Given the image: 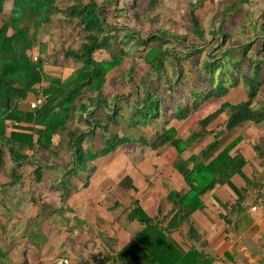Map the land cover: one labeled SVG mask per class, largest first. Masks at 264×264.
<instances>
[{
    "label": "trees",
    "instance_id": "16d2710c",
    "mask_svg": "<svg viewBox=\"0 0 264 264\" xmlns=\"http://www.w3.org/2000/svg\"><path fill=\"white\" fill-rule=\"evenodd\" d=\"M65 1L68 7L59 8V0H12L13 10L9 12L6 9L9 0H0V173L10 180L11 188L19 186L18 191L40 189L42 194L39 197L29 194L30 205L38 210L48 207L53 201L50 192L55 193L59 204L54 209L56 213L59 208L66 209L64 201L70 190L68 180L79 183L80 189H86L100 160L126 150L142 156L152 148L153 135L166 137L165 143L153 146L155 156L178 153L175 170L191 188L197 189V193L199 188L204 193L221 188L237 175L243 176L254 188L264 186V177L259 180L246 176L250 164L243 154V145L234 155H229L244 138L245 130L256 126L264 128V100L261 97L264 79L260 75L264 60L257 61L246 55V51L254 47L245 46L242 63L246 67H242L241 62L237 65V74H242L239 81L243 79L240 88L246 86L243 90L246 101L234 102L233 90L228 94L229 89L219 80L220 74L211 78L208 91L202 89L203 102L210 103L211 100L213 103L212 108L203 114L201 101L186 102L185 93L195 91V81L186 82L189 75L184 64L205 51L204 46L177 51L167 44H187L188 36L162 28H143L145 26L137 22L140 17L135 9L143 0H133L131 4L137 16L136 23L128 14V24L122 27L110 25L100 16L98 0ZM147 1L148 9L152 11L159 0ZM206 1L198 0L190 10L191 30L202 43L206 41L205 29L194 15V9L202 7ZM54 17L64 24H72L79 31L81 45L77 48L61 45L52 55L53 62L46 53L48 44L41 39L48 35L50 26L55 23ZM217 32L215 29L211 34ZM118 34L123 35L119 37ZM223 38L226 40V35ZM38 47L40 54L33 61ZM131 49H135L133 54ZM218 50L223 48L207 52L206 64L217 68L224 64V57L230 55L234 58L232 54L237 52L227 50L215 60ZM260 52V57H264V46ZM142 58L144 62L140 61ZM47 63L60 67L62 72L48 71ZM166 63L171 65V72ZM203 72L204 76L212 75L207 73L213 72V68H203ZM238 85L236 82L235 86ZM133 90L136 93L128 101L131 110L126 115L121 101L126 100ZM238 93L243 97L241 91ZM38 97L44 99L42 103L31 107L30 102ZM218 100L222 101L218 103ZM168 103L173 104L171 107L176 106V111L172 109L170 112L175 121L183 124L189 121L188 143L175 132V124L168 126V121L165 124L155 122L159 111L167 110ZM235 129L240 133L228 143ZM206 134L218 139L217 142L205 145L201 136ZM216 148L222 150L211 155L210 150ZM253 148L259 157V168L264 172V138L255 141ZM185 152L191 155L185 158ZM42 154L53 157L57 160V164L54 162L56 166L63 167L43 165ZM159 163L162 164L161 160ZM46 183L48 186L44 191ZM162 185L190 212L197 207L200 196L190 194L186 188L174 193L168 187L173 185L169 179H162ZM72 188L77 191L76 186L72 185ZM242 203V199L229 202V211L221 216L227 228L231 217L241 212ZM188 215H183L182 210L177 212L180 225ZM140 224L144 229L138 234L144 238L138 242L147 248L145 240L148 241L154 245L148 250L157 254L158 249L166 246L163 241L172 231L149 226L144 213ZM198 244L199 247L190 245L182 251L180 246L171 242L166 252L176 255L185 264H211L212 257L204 249V237ZM4 249L1 248L0 253L7 254Z\"/></svg>",
    "mask_w": 264,
    "mask_h": 264
},
{
    "label": "bare ground",
    "instance_id": "6f19581e",
    "mask_svg": "<svg viewBox=\"0 0 264 264\" xmlns=\"http://www.w3.org/2000/svg\"><path fill=\"white\" fill-rule=\"evenodd\" d=\"M194 1L195 0H187V1L183 0L180 3V8H177L178 6L177 4L164 6L161 0H159L155 8L152 11H149L148 1L143 0L142 4L135 8L138 12V16L140 17V19L137 22H139V24H143L145 26L143 28L150 27L151 30H158V28H162L167 31L180 32L181 34H184L189 37L187 44H179L176 42H172V43L170 42L167 44L169 47H174L175 49H177L176 48L177 45L185 46V48H190V47L198 48V47L204 46L205 48L214 47L215 49V47L217 46L225 48L229 44H231L233 41L234 32L226 31L224 29V26L226 25V18H229L231 20H236L237 16L233 17V16H229L226 14L224 15L226 10L221 7L217 8L214 5L215 1L217 0H208L205 2V4L202 7H198L194 9V15L196 17L198 16L197 11L198 10L201 11L203 8H206V7L210 10V12L212 10H215L219 12L220 14L221 19L218 24L214 22V18L212 19V21L215 23L213 28L217 27L216 29L222 30L224 34L218 37H215L217 44L215 45L213 44L210 46L209 43L211 39H213L217 33L212 38H208L206 39L205 42L202 43L191 30L190 10L191 8H193L192 5L195 4L198 0H196L195 2ZM98 2L100 3V6L97 10L99 11L100 16L103 19H106V21L110 25L119 24L120 27L125 26L126 24H128V20H127L128 14L130 15L129 17L132 19V22L136 23L135 21L137 19V16L134 15V11H132L134 9L131 8V4L133 3V0L130 4H128L124 0V3H126L125 5H121L120 0H110L108 3L109 9L115 12V14L112 17L108 16L110 19L107 18V16H103L105 15L103 12H106L108 10L106 5L103 6L100 0H98ZM225 3H226V0H225ZM187 4H188V7H187ZM57 6L59 8H65V7H68V4L66 3L65 0H59V2L57 3ZM169 8H171V10ZM239 16H242V15L240 14L238 15V17ZM201 18L203 20V16H201ZM54 19L58 20V17H54ZM198 19L200 23L201 19L200 18ZM168 20L170 22L169 25H173L174 27L166 26V22ZM53 25H51L50 28ZM64 25L72 26L74 28L72 24H64ZM50 28H49L48 35H45L42 37L41 39L42 42L46 41L47 39V38L43 39L44 37L50 36ZM75 30L78 31L77 29ZM244 30L246 32L249 31L247 30V28H244ZM224 35H226V40H224L223 38ZM253 35H255V37L257 38L255 39V37L253 38V37L246 36L245 41L243 39V40H240L239 43L244 45L245 43L248 42L247 45H252L254 41L257 40L259 46L261 45L262 42L264 46V38L262 37L260 38L259 35L257 36L256 33ZM49 40H50V37H49ZM191 40H194V41H191ZM220 41L221 43L218 44ZM46 43L49 46V43L48 42ZM78 43H79L78 46L73 45V44L64 45V46L77 48L81 45V38ZM35 53L36 54L33 55V61H35L40 54L39 47ZM167 65L169 64L166 63V68H167ZM174 130L177 134H179L178 131H181V133L182 132L185 133L184 135L182 134H179V135H181L186 140V143H188V139H189L188 136L191 131L189 128L182 129L181 127H174ZM250 130H253V129L250 128L244 131V138L240 141L241 144L239 143L240 145L239 144L235 145L230 150L229 155H234L235 151L238 148H240L241 145H243L244 146L243 154L244 153L247 154L245 150L249 151V148H251L252 152L257 156V154L254 152L253 145L255 141H257L260 138H264V137L260 136L259 138H255L253 134L247 133ZM239 133L240 131L235 129L233 132V135L231 136V139H229L227 142L228 143L232 142V140H234V138H236ZM201 138L204 140L205 145L215 144L217 142L216 140H218L215 137H212V135L210 136L209 134L203 135L201 136ZM165 141H166V137H158L156 135L152 136L153 146H160L163 143H165ZM153 146L152 148H154ZM222 146L224 147V145ZM2 147H6V146L3 145ZM152 148H148L147 149L148 153L145 152L142 154V156H136L132 154L130 150H126L122 152L125 155L126 160H128L129 164L132 166V169L127 170L126 172L116 171L115 173L107 170L111 174V176L99 168V163L103 159L100 160L98 163V168L96 170V173L94 174V178L90 181L89 186H87L86 189H82V188L80 189V186L78 185L76 186V189H77L76 191L72 188V185L75 186L74 181L71 179L68 180L67 185L69 186V189H70L69 195L74 192H79V191H85L91 195L90 198H92V200L89 206H87L85 210L78 211L74 208H71L70 205L64 201V204H65L64 207H66V209L60 210L59 208V211L55 213L54 209L58 207L59 204L57 202V199H58L57 196L55 195V193H52V192H50L51 201L53 200L52 203L48 205V207H46L45 209H43L44 208L43 207L42 209L38 210L30 205L29 194L32 193L36 197L37 196L39 197L42 194V191L40 189L33 190L32 188L30 189L25 188L24 191H18L19 186L18 187L14 186L13 188L17 189L16 195L19 196L21 201L24 200V202L20 206H18L16 211H19L22 214L21 216L22 218L24 217L31 218V223L26 225L27 227L26 233L23 235L21 234L20 236H23L22 238H25L28 235L29 236L40 235L43 237V234L46 233L45 227H50L49 225H47L48 222L51 224L53 223V226L59 225L60 227H63V231L65 233L66 238L60 241L57 247V249L59 251L61 250L62 252H59L57 250L56 252H53L51 249L47 251V249L45 250L46 245H44V250H41V255L43 257L48 258V259L55 257L56 259V261H54L55 264H125L124 260H121L119 258V255H120L119 250L123 245H127V244H132L139 251L146 254L143 260L151 261L154 254H152V252L148 249L154 247V245L149 244L148 241L145 240V243H147V246H148L146 248V247H142L140 243L138 242V239L142 240L144 238L143 235L138 234L141 229H144V227L141 226L140 224V219L142 218L143 213L146 215L147 219L149 220V226L153 225L158 228L167 229V225L164 224L165 222L164 220H167L173 217L174 215L177 214L179 210H182V212L184 211V209L189 210L185 205L178 204L177 202L178 199L175 196L170 195L169 193L170 190H167L166 188H163V187L162 188L155 187V184H158V183L162 185V179L164 180L169 179L173 183V185L168 186L170 189H173L171 191H173L174 193L179 192L176 190L177 188H176L175 182L172 179V171L177 172L175 170L176 169L175 159L178 153L172 152L169 154L162 155L161 157L158 158L155 156V153L153 152ZM220 150H222V148L211 149L210 154L215 156L216 153H218ZM232 150L233 152L231 153ZM190 153L192 154L191 151ZM191 154H189L188 152L187 153L185 152L184 154L185 158L189 157ZM173 155H174V159L170 163V168H169L166 165V162H167L166 160L170 156H173ZM160 160L162 164L159 163ZM54 162L57 164V160L54 159L53 157H49L47 159V162L42 161L43 165H48V167H54V166L57 168L63 167L59 165L56 166ZM157 165H160V166H157ZM170 169H171V173H168ZM66 170H69V169H66ZM129 171L131 172L130 173L131 177L126 176L129 173ZM135 171H138L139 174H136ZM237 176L240 177L244 182H246V188H249L252 191V196L250 198L248 207L244 204L245 200L242 199L243 203H242V208H240V210L242 209L244 212L247 211L250 216H253L257 212H262L264 210V186L260 187L259 189L254 188L253 186H250L247 184V181L243 178V176L242 177L239 175ZM0 177L5 178L6 176H3L0 173ZM122 177H124L122 180L117 181V179H120ZM5 179H6V183H5L6 189L3 187V189L0 190V205L7 208L4 193L5 191L8 193L9 189H13V188L9 186L10 180L7 177ZM181 179L182 181L184 180L183 178ZM232 179L229 180L228 183L231 182ZM0 184L2 185V183ZM29 186H30V183H29ZM47 186H48V183H46V186H44L43 188L44 191L47 190ZM115 188H117L121 192L120 193L116 192ZM182 188L185 189L184 187ZM214 189H212L211 191H213ZM196 190L197 189H194L193 194H200V192L203 191L202 188H199L198 193L196 192ZM98 191L101 194L102 201H107V196L109 194H112V197L110 198V202L107 204L105 208V213L99 219H95L92 216V209L95 207L94 202L98 198ZM122 191H124L126 194L123 195ZM22 193H25L26 197H24ZM151 193H154L155 195H157L159 199L157 211L153 213H149ZM8 198L10 199V202H12L13 204H16L12 199L13 196L8 195ZM237 199H241V198H237ZM172 208H174V210H172ZM229 208H230V205L228 209H226V213L229 211ZM82 213H85V214L82 215ZM188 213L189 212H187L186 214ZM221 214L222 213H219V215ZM61 215H64L65 217H62ZM221 216H220L221 222L218 223V225L220 224V226H226ZM230 221H231L230 226L228 228L226 226L225 230L231 233H234L236 229L245 225L247 221L252 222V220L249 219L247 214L233 215ZM31 224L34 225L32 229H30ZM3 230H5V233L3 232ZM18 230L19 229L17 228L15 231L17 233H20L21 231L19 230L18 232ZM188 231L190 232V230ZM8 232L9 230L6 228V226L2 222H0V233L3 236V239H0V249L5 248L3 252L7 253V254L0 253L1 256H9V253L13 251L12 246L17 244V238L15 234L8 236ZM124 233L130 237V241L126 240L123 236L120 235ZM234 236L235 237L239 236V234L235 233ZM203 237L201 238L203 239ZM188 238H189V235H188ZM102 239H106L108 241V242H103V243H111L113 245L121 243L122 246L118 248L119 250L117 254L109 250H106L104 248H101L98 242L102 241ZM43 240L46 241L45 238ZM6 241H9V244L11 245L10 247H7ZM191 241L188 242L189 244L188 247L192 245L190 243ZM204 241H205V237H204ZM198 242L196 245H192V246L199 247ZM27 243H28V240H25L24 241L25 249H28ZM68 246H70V248L66 249ZM178 246L181 247L182 251H185L188 248L187 243H186V247H184L183 245H179V244ZM204 249L206 250L205 245H204ZM212 261H213V258H212ZM151 262H154V261H151ZM0 264L2 263L0 262Z\"/></svg>",
    "mask_w": 264,
    "mask_h": 264
},
{
    "label": "rangeland",
    "instance_id": "374dc122",
    "mask_svg": "<svg viewBox=\"0 0 264 264\" xmlns=\"http://www.w3.org/2000/svg\"><path fill=\"white\" fill-rule=\"evenodd\" d=\"M110 0H100V2L102 3L103 6L106 5L107 7V13L103 12L105 15L103 16H107V18H109L108 16H113L115 14L114 11L109 9L108 3ZM128 4H130L132 2V0H125ZM163 0H161L162 2ZM169 1H173V0H169ZM187 1V0H185ZM196 1V0H195ZM194 1V2H195ZM219 1V2H218ZM121 5H125L126 3H124V0H120ZM127 4V6H128ZM217 8L221 7L223 9H225V13L224 15H229V16H237L236 20H231L229 18H226V25L224 26V29L226 31H231L234 32L233 33V41L231 44H229L227 47L223 48L222 51H219V55L217 57H215L214 59L216 60L217 58H220L221 55L227 51L230 50V53L233 51H237L236 53L232 54L231 58L230 55L226 56L223 58L224 60V64L219 65L217 68H214L212 65H210L209 63H205V59H207L206 54L208 51L214 49L213 48H206L205 51L200 52L198 55H195L194 57L190 58L185 64V72L189 75L185 78L186 82H193L195 81V87L193 88V90H195L193 93H185L186 95V102L189 103H193L195 102H200L201 101V107L200 110L203 112V114L207 113L211 108L213 103L210 101V103H207V101H204V96L202 92V89H204L205 91H208V86L210 85V80L211 78H215L216 76H221L220 77V81L222 82L223 85L226 86V88L229 89V92H231V90H233V92L231 93V95H236L239 96L240 93H238V91L242 92L243 97L240 98H235L234 102L237 101H241L244 102L246 101V97H245V93L243 92V90H246V86L243 85V88L241 87V84L243 79L239 81V79L241 78L242 74H237L239 71V68L237 67V65L241 62L242 67H246V64L242 63V57L245 53V46L247 45V43H245L244 45L240 44L239 41L243 40L245 41L246 36L247 37H255V35L253 34H257V36L259 35V37L264 38V0H217L215 1L214 4ZM188 7V4H187ZM114 12V13H113ZM197 18H200V24L201 26L205 29V34H204V39H208V38H212L214 35L211 34V32H213V30H215L217 27H214V24H218L220 22V14L219 12L212 10L210 12V10L206 7L203 8L201 11L198 10L197 11ZM219 14V15H217ZM242 15L239 16L238 15ZM201 16H203V20L201 18ZM214 18V22L212 21V19ZM110 19V18H109ZM169 20L166 22V26H171L174 27L173 25H169ZM236 27H235V26ZM178 26V25H177ZM244 28H247V30H249L248 32H246L244 30ZM218 32L217 34L214 36L213 39H211L209 45H215L217 44L216 42V38L220 35H223L224 32L220 29H217ZM250 33V34H249ZM80 33L78 31H76L72 26H67L64 25L63 23H61L59 20H55V24L50 28V40L49 37H44L43 39H46V42L49 43V46L47 48V53L50 54L49 57V61H53L54 62V58H52V55L54 54L55 49L59 48L61 45H79V41H80ZM119 37H122V34H119ZM257 37H255L256 39ZM194 41V40H191ZM228 42V41H227ZM208 43V42H207ZM221 41L218 43L220 44ZM254 48H250L249 50L246 51V55L247 57H252L257 60V61H263L264 57H260V50L261 47H263V42L261 43V45L258 48V41H254V43L252 45H250ZM177 51L179 50H185V46H180L177 45L176 47ZM218 48H222L220 46L215 47V49ZM254 49H256L254 51ZM135 49H131V54L134 53ZM137 57V56H136ZM61 60V58H60ZM228 60V61H226ZM141 62L143 61V58L140 59ZM231 61V62H230ZM262 66H264V63L262 64ZM203 68H209L212 69L213 68V72H208L207 74H212V75H203ZM46 69L48 71H51L53 73H61L62 69L60 67H56L54 65H51L50 63H47ZM167 70L169 72H171V65H167ZM230 71V72H229ZM65 72V71H64ZM66 73V72H65ZM246 73H249L248 70L246 71ZM144 73L141 74V77L143 76ZM261 78L264 79V70L262 71V73L260 74ZM199 77L204 78L202 80L199 79ZM126 80V78H125ZM139 79H137V81H139ZM218 80V81H219ZM236 82H238V86L236 87L235 84ZM121 91V90H120ZM119 92V91H118ZM198 92V93H195ZM134 93H136L135 90L130 91L129 94L125 97L126 100L121 101V104H123L124 108H125V113L126 115H128L129 111L131 110L130 105H129V100L133 99V95ZM227 94V96H228ZM245 94V95H244ZM226 96L227 99H229ZM262 99L264 100V93L261 94ZM206 100V99H205ZM222 100H218L216 102H220ZM229 101V100H228ZM230 102V101H229ZM233 102V103H234ZM163 103L165 105V102L163 100ZM173 104H167L165 107H167L166 111H163L162 109L159 111L158 116L155 119V122H159L162 121L164 124L166 121H168V126H171L173 123L175 124L176 127H181L182 129H186L190 126L189 121H184V123H179L177 121H175L174 116L170 115L171 110L173 109V112L176 111V106L175 107H171ZM181 106V105H180ZM152 113V112H151ZM173 126V125H172ZM253 130L248 131V134H253L255 136V138H259L260 136L264 137V128H262L261 126H256V127H252ZM179 134L184 135L185 133H181V131H178ZM258 140H261L258 139ZM245 152L247 153L245 156L247 157L248 162L253 163L254 160H258V157L252 152V149L249 148L248 150H245ZM50 156L47 154H43L40 156V159H42V161L47 162V159ZM99 168L103 171H105L108 175L111 176V174L108 171H112L113 173H115L116 171L118 172H126L127 170H131L132 166L129 164L128 160H126L125 155L121 152L118 151L114 154L109 155L106 159L100 161L99 163ZM108 170V171H107ZM96 173V170H94L93 175ZM130 171L126 176H130ZM136 174H139L138 171H135ZM165 174V172H164ZM124 176V177H126ZM124 177L117 179V181L122 180ZM131 177V176H130ZM156 178V177H155ZM8 181V180H7ZM0 183H2V185L0 184V190L3 189V187L6 189V179L0 177ZM182 183L183 187L186 188V190L189 193H194V188H191L188 185V182H186L185 180L180 181V184ZM79 183H75V186H78ZM169 186V185H168ZM156 188H162L163 185H161L160 183L155 184ZM116 192L120 193L121 191H119L117 188ZM17 189L13 188V189H9V192L7 193L5 191V202L7 205V208L3 207L2 205H0V222H2L6 228L9 230L8 232V236L15 234L16 238H17V244L12 246L13 251L9 253V256H1L0 255V262L2 264H55L54 261H56L55 257L48 259L45 258L41 255V250H44V245H46L45 250H52L53 252L59 251L57 249L58 244L60 243V241H62L63 239H65V233L63 231V227H60L59 225H54L53 223H47V225H49L50 227H45L46 233L43 234V237L40 235H36V236H26L25 238H22L23 236H20L21 234H25L26 233V225L31 223V218L29 217H24L22 218V214L19 211H16L18 206H20L24 200H20L19 196L16 195ZM77 193V192H74ZM122 194L125 195L126 193L124 191H122ZM8 195L13 196V201L16 204H13L12 202H10V199L8 198ZM22 195L24 197H26L25 193H22ZM112 197V194H109L107 196V201H102L101 200V194L98 191V198L96 199L95 203V207L92 209V216L95 219H99L104 213H105V208L107 206V204L110 202V198ZM65 202L67 204L70 205L71 208H76L78 205H80L81 203L74 200L73 196L70 194L68 195V197L65 199ZM103 205V206H101ZM89 206V205H88ZM21 217V218H20ZM54 221V220H53ZM263 228H264V216H262V220L259 223ZM33 224H31L30 229L33 228ZM19 229L21 232L17 233L15 230ZM18 230V232H19ZM178 234V233H176ZM121 236H123L126 240L130 241V237L127 234H120ZM46 239V241H44L43 239ZM0 239H3L2 234L0 233ZM28 240V249H25L24 247V241ZM115 240V239H114ZM7 242V247H10L11 245L9 244V241ZM103 242H108L106 239H102V241H99L98 244L100 245L101 248H104L106 250H109L115 254H117L118 252V248L120 246H122L121 243L113 245L111 243H103ZM70 248V246H68L66 249ZM55 249V250H54ZM59 252H62L61 250ZM142 264H153V262L151 261H146L143 260Z\"/></svg>",
    "mask_w": 264,
    "mask_h": 264
},
{
    "label": "crops",
    "instance_id": "0c3cea01",
    "mask_svg": "<svg viewBox=\"0 0 264 264\" xmlns=\"http://www.w3.org/2000/svg\"><path fill=\"white\" fill-rule=\"evenodd\" d=\"M182 1L163 0L162 3L164 6L177 4V8H180ZM169 9L171 10V8ZM240 96L235 95L237 98ZM173 159L174 155L166 160L167 167L170 168V163ZM249 164L246 176L249 178L253 176L255 179L261 180L264 177V172L259 168V158L254 160L253 163L249 162ZM168 173H171V169ZM181 178L177 172L172 171V179L175 182L177 191L183 189L182 183L180 184ZM71 195L74 200L81 203L74 208L78 211L85 210L92 200L90 198L91 195L85 191H79ZM195 195L200 196V201L191 213L190 210L184 209L183 215L187 212L190 214L182 225L179 224V216L176 215L164 220V224L167 225L168 230L172 231V234L164 239L163 243L166 246L161 247L160 250L158 249V253L153 255L151 260L154 261L153 264H185L186 262L180 261L176 255L167 253L166 249L171 242L184 247H186L187 243L188 247V235L189 239L192 240L190 242L192 245H196L201 237H205L206 250L213 258L211 264H264V228L259 224L262 216H264V210L250 216L247 211L243 212L241 209V212H238L237 215L247 214L252 222L247 221L245 225L236 229L234 233L227 232L225 230L226 226L218 225L221 222L220 216L226 214L229 202L233 199L241 198L245 200L244 204L248 207L252 191L246 188V182L236 176L231 182L221 188H215L213 191L205 193L201 191L200 194ZM158 203L157 195L151 193L149 213L157 211ZM219 213L222 214L219 215ZM84 214L82 213V215ZM188 230H190L189 233L187 232ZM235 233L239 234V236L235 237ZM119 253V258L124 260L125 264H141L146 255L132 244L123 245Z\"/></svg>",
    "mask_w": 264,
    "mask_h": 264
},
{
    "label": "built area",
    "instance_id": "2783aa9c",
    "mask_svg": "<svg viewBox=\"0 0 264 264\" xmlns=\"http://www.w3.org/2000/svg\"><path fill=\"white\" fill-rule=\"evenodd\" d=\"M44 99L42 97H38L36 100H33L30 102V106L31 107H37L38 105H40L42 103Z\"/></svg>",
    "mask_w": 264,
    "mask_h": 264
},
{
    "label": "clouds",
    "instance_id": "9594fccd",
    "mask_svg": "<svg viewBox=\"0 0 264 264\" xmlns=\"http://www.w3.org/2000/svg\"><path fill=\"white\" fill-rule=\"evenodd\" d=\"M6 9L11 12L13 10V4H12V0H9L8 4L6 5ZM17 15H19V11H17L16 13Z\"/></svg>",
    "mask_w": 264,
    "mask_h": 264
}]
</instances>
